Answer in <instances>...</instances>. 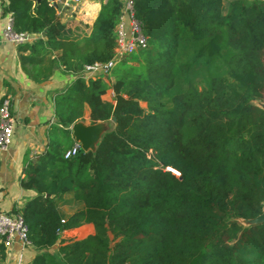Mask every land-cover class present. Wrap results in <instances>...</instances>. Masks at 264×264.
<instances>
[{
	"label": "trees",
	"instance_id": "trees-1",
	"mask_svg": "<svg viewBox=\"0 0 264 264\" xmlns=\"http://www.w3.org/2000/svg\"><path fill=\"white\" fill-rule=\"evenodd\" d=\"M100 1L89 34L75 38L50 0H6L14 31L45 32L18 45L30 75L45 79L55 65L76 74L55 96L64 136L85 102L90 124L115 118L94 147L64 157L70 146L51 139L25 166L20 184L35 194L12 211L37 249L27 264H264V220H240L264 210V108L254 102L264 89V0H230L224 13L223 0H133L147 45L117 60L110 82L82 74L116 45L123 0ZM198 68V81L180 80ZM66 191L83 206L64 217L56 198ZM85 222L92 233L60 236ZM5 249L0 235V264Z\"/></svg>",
	"mask_w": 264,
	"mask_h": 264
},
{
	"label": "crops",
	"instance_id": "crops-1",
	"mask_svg": "<svg viewBox=\"0 0 264 264\" xmlns=\"http://www.w3.org/2000/svg\"><path fill=\"white\" fill-rule=\"evenodd\" d=\"M54 1L60 21L71 36L81 38L89 34L100 9V0H81L78 3L68 0ZM229 1H222L223 13L226 12ZM5 7L6 0H0V101L3 95L10 97L15 122L10 143L0 150V211H11L20 208L35 194L33 189L24 188L20 184L27 163L45 151L51 139L59 140L67 147L77 140L71 130L72 124L69 125L68 137L64 136V127L57 122L55 115L56 94L64 91L76 74L63 71L55 65L50 76L35 80L29 73L30 64L22 63L19 58L18 45L24 42L32 43L39 37H44L45 32L29 33L24 42L10 41L4 35V28L11 12ZM103 78H106L105 74ZM112 95L113 90L108 87L103 97L111 100ZM89 111V104L85 102L83 117L80 120L83 124H90ZM114 120L112 116L106 121H97L100 133L111 128ZM106 123L108 127L102 130L101 127H105ZM56 206L59 213L66 217L80 209L83 204L73 198L72 191H66L56 198ZM93 230V224L85 222L73 229L63 230L60 236L80 238ZM59 244L58 241L55 242L49 250L57 254ZM5 250L4 264H27L37 252L30 243L23 245L17 240L7 245Z\"/></svg>",
	"mask_w": 264,
	"mask_h": 264
},
{
	"label": "built area",
	"instance_id": "built-area-1",
	"mask_svg": "<svg viewBox=\"0 0 264 264\" xmlns=\"http://www.w3.org/2000/svg\"><path fill=\"white\" fill-rule=\"evenodd\" d=\"M80 1L68 0V2L72 3H78ZM116 33V45L112 57L103 62L87 64L82 71L85 77L107 74L114 63L121 57L147 45V38L141 32V24L134 16L133 0H123L121 14L116 25ZM4 35L10 41L24 42L28 39L29 33L13 30L11 13L4 28ZM14 122L15 118L12 113L10 97L3 95L0 101V150L5 149L10 143L13 135ZM80 149H82L81 142L76 140L64 151V157H70ZM166 168L178 174L176 169L170 166ZM0 235L3 237L6 246L16 240L23 245L29 244L27 225L20 212L12 210L0 211Z\"/></svg>",
	"mask_w": 264,
	"mask_h": 264
},
{
	"label": "water",
	"instance_id": "water-1",
	"mask_svg": "<svg viewBox=\"0 0 264 264\" xmlns=\"http://www.w3.org/2000/svg\"><path fill=\"white\" fill-rule=\"evenodd\" d=\"M51 3L56 6L54 0H50ZM261 107L264 108V103H261ZM71 130L74 137L81 142L82 149H88L94 147L95 143L100 137V126L97 123L93 124H83L81 121H76L71 125ZM253 221L264 220V210L263 212L252 219Z\"/></svg>",
	"mask_w": 264,
	"mask_h": 264
},
{
	"label": "rangeland",
	"instance_id": "rangeland-1",
	"mask_svg": "<svg viewBox=\"0 0 264 264\" xmlns=\"http://www.w3.org/2000/svg\"><path fill=\"white\" fill-rule=\"evenodd\" d=\"M188 38L189 37H188L187 31H183V38H182L183 42L180 45V47H182V48L180 50L178 59L181 62H184V63H187V61H189L192 58V55L194 54V51H192V48L190 46V43H189V39ZM123 57H125V56H123ZM123 57H121V59ZM128 59L130 60V62L132 61L130 58H128ZM198 70L199 71L192 70V71L188 72L187 74H183V75L179 74V78H180V80H183L184 78L189 77L193 81H198L199 80V77H200V75H199L200 68H198ZM105 80H110V77H109L108 73L106 75ZM254 102H256V103H258L260 105H261V103H264V89L262 90L260 96L258 98H255L254 99ZM141 105L145 107L146 106V103L144 101H141ZM104 126L105 127H103V126L101 127L102 130L106 129L108 127V124L106 123V124H104ZM101 133H102V131H101ZM65 142H66V140H65ZM240 220L244 224H247V223L253 221V220H246V219H240Z\"/></svg>",
	"mask_w": 264,
	"mask_h": 264
}]
</instances>
